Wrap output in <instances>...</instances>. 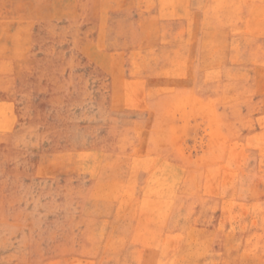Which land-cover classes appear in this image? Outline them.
Segmentation results:
<instances>
[{"label": "rangeland", "instance_id": "obj_1", "mask_svg": "<svg viewBox=\"0 0 264 264\" xmlns=\"http://www.w3.org/2000/svg\"><path fill=\"white\" fill-rule=\"evenodd\" d=\"M0 264H264V0H0Z\"/></svg>", "mask_w": 264, "mask_h": 264}]
</instances>
